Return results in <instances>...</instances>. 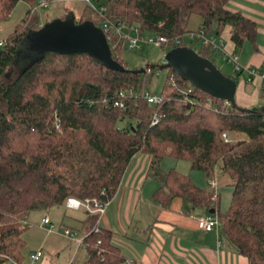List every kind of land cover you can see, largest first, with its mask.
Returning a JSON list of instances; mask_svg holds the SVG:
<instances>
[{"label":"trees","instance_id":"16d2710c","mask_svg":"<svg viewBox=\"0 0 264 264\" xmlns=\"http://www.w3.org/2000/svg\"><path fill=\"white\" fill-rule=\"evenodd\" d=\"M229 1L101 0V4L107 6V18L137 25L144 35L183 36L193 31L189 24L194 15L204 20L200 29L217 36L231 26L238 51L248 41L256 43L258 24L229 10ZM20 2L29 5L21 30L0 47V264L24 258L27 220L33 211L65 205L69 197L109 202L139 153L151 156L149 176L159 182L153 193L157 203L169 208L181 198L193 210L207 213L215 208L220 231L238 252L250 264H264V104L228 106L177 74L172 81V69L159 94L162 101L151 104L140 92L149 74L128 69L123 45L113 57L125 71L109 69L86 53L37 51L30 39L41 28L32 8L37 0H0V22ZM96 14L98 24L85 16L77 23L99 26ZM171 48L191 49L184 43ZM211 53L210 47L200 54L210 58ZM121 91L128 94L123 106H117ZM155 118L158 122L153 124ZM229 133H245L248 138L234 141ZM165 157L188 160L208 180L217 177L220 167L232 180L229 208L222 212L220 196L213 201L209 189L196 185L189 175L176 168L164 172ZM88 215L96 223L98 214ZM94 228L82 241L87 250L83 264H124L127 258L114 234Z\"/></svg>","mask_w":264,"mask_h":264},{"label":"crops","instance_id":"0c3cea01","mask_svg":"<svg viewBox=\"0 0 264 264\" xmlns=\"http://www.w3.org/2000/svg\"><path fill=\"white\" fill-rule=\"evenodd\" d=\"M228 8L234 12L240 11L256 21L258 32L259 23L264 26V0H230ZM232 32L233 28L227 26L220 35L225 43L222 54L228 57L232 53L237 55L236 46L231 39ZM254 62L262 67H252L251 64L242 67L238 57L241 69H235L239 74L245 70L248 72L246 83L242 84L240 90L237 86L236 91L237 105L243 108L264 104L263 46ZM252 70H257L260 75L255 77L251 74ZM247 84L250 89H247ZM150 164V155L139 153L135 156L118 191L109 201L106 213L96 223L89 220L85 210H77L85 213L75 220L79 228L77 231L82 235L81 243L91 228L99 225L114 234V242L127 258L124 264H250L249 259L238 252L222 231L215 229L208 232L199 227L193 213L201 215L206 210H193L190 206H184L181 198H176L169 208L157 203L153 199V193L159 184L149 176ZM227 178L229 177L226 175L218 178L220 200L221 183L232 185V180H226ZM48 213L45 215H49ZM64 217H67L66 214ZM42 257L37 261L32 260L39 262Z\"/></svg>","mask_w":264,"mask_h":264},{"label":"rangeland","instance_id":"374dc122","mask_svg":"<svg viewBox=\"0 0 264 264\" xmlns=\"http://www.w3.org/2000/svg\"><path fill=\"white\" fill-rule=\"evenodd\" d=\"M41 0H37L33 5L34 14L39 16V27H44L46 24L63 19L66 23H77L79 18L85 16V18H91L98 24V16L93 7L99 8V2L97 0H46L48 1V7L39 6ZM29 5L26 2H20L14 11L8 16V19L0 22V39L7 41L9 37L20 29L21 23L26 16V12ZM204 20L198 15L192 16L189 24V28L193 31L203 25ZM78 24V23H77ZM100 26V25H99ZM264 26L259 23V32L256 43L248 41L244 46L237 51L239 57V63L242 67H246L251 64L252 67H257L254 62V58L261 52V47H264ZM21 30V29H20ZM147 36H154L146 33ZM216 35V34H215ZM217 36V35H216ZM220 36V35H219ZM229 43V42H228ZM185 47H189L198 53L207 52L210 46L204 45L201 40H191L188 36H185ZM141 49H125L122 59L130 70H145L147 72L148 67H152L153 73L149 74L146 88L153 94H160L164 91L170 74V69H161V66L166 65L167 55L173 48H164L161 46H154L148 43H139ZM214 64L227 76L233 78L237 82L239 90L242 84L246 83L248 79V72L245 70L239 74L235 70V64L233 61L224 56L220 52H214L209 55ZM258 66L257 68H260ZM146 74V73H145ZM144 74V76H145ZM251 84V83H250ZM248 85V84H247ZM250 89V85L247 86ZM143 91L142 89L140 92ZM241 92V91H240ZM122 124L119 123V126ZM229 133L231 140L247 139L248 136L245 133ZM161 168L164 172L170 171L172 168H176L186 175H189L194 183L201 188L209 189L210 180L206 178L205 174L199 170L192 168L191 163L188 160H176L173 157H165L161 163ZM224 176L221 168H217V177ZM226 180H229L227 178ZM159 182L157 181V185ZM159 187V186H158ZM156 191V190H155ZM233 192V186L227 183H221V200L220 209L222 212L226 211L231 203ZM46 211H33L28 217L27 225L29 228L25 232V238L27 240V246L24 250V258L22 261L16 262L13 260H7L6 264H83L87 250L81 243L82 235L77 231L76 218H81L85 213L83 211H77L67 208L66 205L55 207L54 209ZM49 215H45V214ZM66 214L67 217H64ZM45 216H49L52 221V225L44 226L42 221ZM97 222V220L95 221ZM70 229L76 238L70 237L65 234V231ZM41 249L43 257L39 262L32 260V255Z\"/></svg>","mask_w":264,"mask_h":264},{"label":"water","instance_id":"95a60500","mask_svg":"<svg viewBox=\"0 0 264 264\" xmlns=\"http://www.w3.org/2000/svg\"><path fill=\"white\" fill-rule=\"evenodd\" d=\"M30 39L37 51L51 49L69 54L86 53L109 69L126 70L114 59L103 29L93 22L77 24L59 19L41 27ZM165 68L172 69L179 77L210 95L237 105V82L225 75L210 58L192 49L177 48L167 55V63L161 69ZM210 213H216V209H211Z\"/></svg>","mask_w":264,"mask_h":264},{"label":"built area","instance_id":"2783aa9c","mask_svg":"<svg viewBox=\"0 0 264 264\" xmlns=\"http://www.w3.org/2000/svg\"><path fill=\"white\" fill-rule=\"evenodd\" d=\"M99 2V8L96 7L94 11H96L101 19L100 26L106 34L107 40L110 44L112 54L119 52L120 45H123L126 49H134L140 48L139 43H148L154 46H161V47H171V46H181L185 42V36H188L191 40H201L204 45L210 46L214 52L222 53L225 49V43L223 38L220 36H216L215 34L207 33L204 29H200L198 31H191L183 36H176L174 38H168L167 36L162 35H154V36H147L144 35L140 27L137 25H129L125 23H114L111 19L107 18V6L101 4V0H97ZM39 6L48 7V1L41 0ZM6 44L5 40L0 39V47H3ZM233 63L235 64V69L240 70L241 66L238 64V57L236 54L232 53L229 57ZM153 72L152 67L147 68V74H151ZM176 73L173 71L171 73V79L174 81V75ZM251 74L255 77L260 75L257 70H252ZM264 78V73H263ZM130 94H135L132 90L129 91ZM128 94L127 91H121L119 93L120 99L116 101L117 106H123V98L126 97ZM141 95L151 104H158L162 101V98L159 94H153L152 92L145 89L141 92ZM226 105H231V102L225 100ZM158 119H154L153 124H156ZM225 138L228 139L226 134L223 135ZM209 193L211 195V199L213 201H217L219 199V182L218 178H213L210 180L209 183ZM109 202H104L100 198H86V199H79L76 197H69L65 205L67 208L73 210H85L90 214H98V219L101 218L105 213ZM197 218L199 227L205 231H213L215 229H221V220L217 213H210L207 212L202 215H195ZM44 225H52L51 218L49 216H45L43 219ZM54 226L52 225V228ZM99 225L95 226V230H99ZM65 234L76 238V235L72 234L70 229L65 231ZM83 241V240H82ZM43 256V252L41 249L37 250L33 255L32 259L34 261L39 260Z\"/></svg>","mask_w":264,"mask_h":264}]
</instances>
